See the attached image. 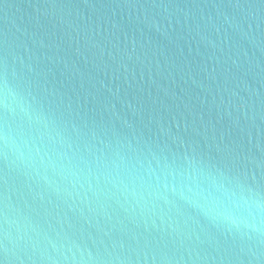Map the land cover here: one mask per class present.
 Masks as SVG:
<instances>
[{
    "label": "water",
    "instance_id": "water-1",
    "mask_svg": "<svg viewBox=\"0 0 264 264\" xmlns=\"http://www.w3.org/2000/svg\"><path fill=\"white\" fill-rule=\"evenodd\" d=\"M0 264H264V0H0Z\"/></svg>",
    "mask_w": 264,
    "mask_h": 264
}]
</instances>
